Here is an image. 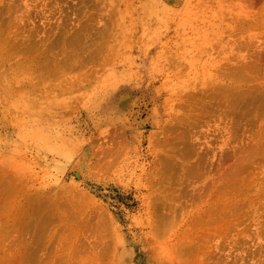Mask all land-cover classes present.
I'll use <instances>...</instances> for the list:
<instances>
[{"label": "rangeland", "instance_id": "1", "mask_svg": "<svg viewBox=\"0 0 264 264\" xmlns=\"http://www.w3.org/2000/svg\"><path fill=\"white\" fill-rule=\"evenodd\" d=\"M28 30L55 44L47 90L80 81L63 104L17 105L37 71L15 69L21 53L0 65V170L39 194L0 230V264H63L59 239L64 264H264V99L249 102L264 92V0H0L7 46ZM226 83L244 106H227ZM235 201L253 207L215 234L208 208Z\"/></svg>", "mask_w": 264, "mask_h": 264}, {"label": "bare ground", "instance_id": "2", "mask_svg": "<svg viewBox=\"0 0 264 264\" xmlns=\"http://www.w3.org/2000/svg\"><path fill=\"white\" fill-rule=\"evenodd\" d=\"M44 17L46 18V16H44ZM21 20H22V18H21ZM3 25H5V24H3ZM5 28H6V25H5ZM81 33H82L81 31L77 30L74 33H72V36L75 37V38H77V37H79L81 35ZM36 34L37 33H36L35 30H33V32H32V30H28L27 35L25 36V40L20 41L19 38H18L17 43L12 44L10 47L7 46V39L4 38V37L1 38V34H0V65L3 64V63H5L6 61H8L9 58L11 56H13L14 53H16V54L17 53H19V54L21 53L22 54V55L20 54L22 56L21 61L20 62H17V61L15 62V65H14L15 66V69L18 72L22 71L23 69H27L30 73H33V72L37 71L38 78H37V81H32V80L27 81L26 82L27 85L24 84V86L27 87L25 91H23V92H16L15 93V95L17 94L19 96V98L17 99V105H18L19 102H23V104L25 106H44V107H41V109L46 110L48 108V106H55V105L63 104L64 102H62V101H64V98H60L62 100L58 99L59 96H60V94L66 92V91L72 90L75 87H78V85H79L78 83L80 81V76L78 75L73 80H68V79L63 80V79H61L58 84L54 85L51 89H48L47 90V88H48V80H47L46 74L44 73V71L46 72V66L47 65L44 64V68H45V70H44V68L42 66V63L47 62V59H48L49 54L51 52V48L53 49L55 44L53 43V41L50 38V34L51 33L50 34L49 33L47 34V32H46V34L44 35V39H41L40 42H37V40H36L37 38L34 39L36 37ZM52 34H53V32H52ZM59 35L61 36L62 42H66L65 39L62 37V35L61 34H59ZM47 38H48V43H49L48 45L46 44ZM26 39H30L29 40L30 42L27 43L26 42ZM52 56H54V55H52ZM59 64L62 65V66H66L69 63L59 62ZM32 69H35V70L32 71ZM240 70H242V69H239V71ZM231 75H232L231 77H233V78L229 79L230 78V76H229L228 77V80L233 81V79H234V80H236L235 82H239L240 78L242 77L241 74L236 73V72L231 73ZM83 79H85V78L83 77ZM81 87H83V82H82V84L80 85L79 88H81ZM223 88L228 91L227 93L224 92L225 94H228L232 98L234 97V100H230L229 102L225 101L227 103V106H244L245 103L248 102L246 100L247 98L244 96L243 92H240L238 90V87L236 85H235V87L233 89L230 86L229 83H226L223 86ZM229 88H231V90H229ZM260 97H262V98L259 99V100H262L263 101V99H264V92L262 94L258 95L255 99L249 100V102H254L253 104H255L256 100L258 98H260ZM243 100H245V103L244 104H241V102H243ZM45 106H47V108ZM244 112H246V111H244ZM231 113H233L235 115L237 114V117H238V114L240 112H231ZM235 150L232 153L237 154V152H238L237 150L238 149L236 150L237 152H235ZM235 154H233V156ZM237 161H238V159H237ZM235 163L237 164V162H235ZM5 168H4V170H3V168L0 170V201H2V200H8L7 198H10V199H9V201L0 204L1 205V207H0V214H3V216H2L3 219L0 218V230H2V231L6 230L5 229L6 228V222L7 223L10 222L11 228H15V229H18L19 230L22 227L23 223H24L25 217L27 215H30L32 213L33 208H32V204H31V200L33 198V195H37L38 192L35 193V192L31 191L30 189L24 188V186L22 187V184L24 182H23L22 179H20V177H18L16 179V183H15L16 176H14L13 174L9 173L10 172L9 170L6 171ZM220 172H216V173H218L219 176H220V174H224V171L223 172L220 171ZM76 176H78V175L76 174ZM222 176H224V175H222ZM231 179H233V178H231ZM235 179H237V178H235ZM226 187L228 189V192L227 193H231V194L232 193L233 194H235V193L238 194V192H241V189H242L239 185H237V183H234L233 186H231V184H229V185L227 184ZM45 198H46V196H45ZM52 203H53V205L55 207H57V205L59 204V202L56 201V200H52ZM235 203H236L235 206H234V204H229L227 206H224V208L220 210V214L219 215H216V213L218 212V210L216 208H214L213 206H210L208 208V213H210L209 214L210 215V221L209 222H211V223L213 222L215 224H220V225L214 227L215 228V231H214L215 234H216V232L219 233V231L220 232H224L225 231V230H223V228H224L223 226H224L225 223H227V224H225V225H228L227 227H230L231 225H233L232 224V220H227V217L229 215L228 213L231 214V212H234L233 211L234 209L235 210L240 209V207H243V205L244 206H247V207L249 206V208L253 205V204L251 205L249 203H243V202H239L238 203L237 201H235ZM35 205H38V204L35 203ZM253 210L255 211V208ZM68 212H70V211H68ZM68 214H69V216H73L74 215L73 213L72 214L68 213ZM259 214H261V213H259ZM54 215L55 214H53L51 216V218L54 217ZM11 216H13V217H11ZM225 217H226V219H225ZM229 218L231 219V217H229ZM3 224H5V225H3ZM73 225H74V223H73ZM227 227H226V229H227ZM256 227L259 228L260 225L259 226H256ZM73 229H74L73 226H71V230H70L71 233L74 232ZM241 233H243V231ZM239 234H240V232H239ZM231 238H232V236H231ZM54 239H56V238H54ZM224 239H226V238H224ZM234 239L235 238H233L232 240H234ZM260 239H261V237H260ZM216 240H219V239H216ZM216 240H214V241H216ZM226 240H228L227 243L232 242V241H230L231 239L229 240L227 238ZM235 240L233 242H235ZM262 243H264V241ZM238 244H239V242H238ZM64 245H63V241L59 239L52 246L51 252L54 254L53 255V258L51 259L52 262H56L58 256L60 257V262L61 263L64 264L66 262V258L64 256H62L63 255V246ZM218 245L219 246L221 245L220 242H219ZM225 245H226V242H225ZM82 246H83L84 249L90 250V252H92V250H94L96 248V243L94 242V243L91 244V242L89 240L87 242V244H85V243L82 242ZM221 246L222 247H221L220 250H222V248H223V250L226 248V247L224 248V244H222ZM231 246L234 247L232 245V243H231ZM69 247L71 249L72 248L75 249V246H73L71 244L69 245ZM87 248H89V249H87ZM216 248H220V247L216 246ZM235 248H237V247H234V250H235ZM238 248H240V246ZM238 252H240V251H238ZM23 254H24V252H22V254H21V252L19 251L18 252V258L21 255H23ZM233 255H235V254H233ZM241 255H240V258H242ZM248 255H249V253H248ZM235 256H237L239 258L238 255H235ZM259 256H258V258H259ZM237 257H235V258L238 259ZM236 259H233V260H236ZM255 259H257V257ZM260 260H262V259H260ZM37 261L39 262L40 261V258H38ZM235 262H236V264H239L237 261H235ZM226 264H227V262H226Z\"/></svg>", "mask_w": 264, "mask_h": 264}]
</instances>
